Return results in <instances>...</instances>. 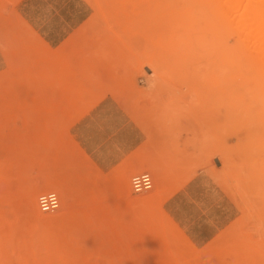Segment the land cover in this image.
<instances>
[{
    "label": "rangeland",
    "instance_id": "rangeland-1",
    "mask_svg": "<svg viewBox=\"0 0 264 264\" xmlns=\"http://www.w3.org/2000/svg\"><path fill=\"white\" fill-rule=\"evenodd\" d=\"M83 1L90 15L64 48L76 53L75 65L80 67L61 76L67 83L61 90L62 105L71 113L56 118L61 104L46 105L54 90H14L15 83L30 76L0 75V264H18L20 252L36 250H24L31 240L43 247L53 241V231L30 221L21 199L26 187L47 179L72 190L73 215L95 214L98 235L82 240L96 250L91 264H264V89L243 90L239 126L229 122L209 131L207 116L199 110H216L219 100L201 91L187 93L174 79L175 74L193 70L224 78L226 70L236 69L245 88L249 79L264 75V29L243 25L235 51L236 32L228 26L224 39L231 51L224 60L215 55L202 61L173 38L163 19L168 12H216V6L206 7L199 0H166L164 8L161 0ZM232 10L242 18L264 16V1L244 0ZM72 61L68 66H75ZM107 96L143 133L163 138H149L137 156L102 172L68 131L92 104ZM47 117L53 118L49 130L44 129ZM152 148L179 152V172L142 158V152L145 156ZM142 172L150 174L153 187L136 194L131 177ZM195 177L207 179L209 190L184 206L181 213L192 218L180 221L186 226L194 223L186 231L163 204ZM103 179L110 185L103 186V181L95 191L94 206H83V198L91 194L87 184ZM158 181H173L174 186L156 187ZM49 191L55 190L38 195ZM198 206H203L201 211ZM194 236L211 238L195 243Z\"/></svg>",
    "mask_w": 264,
    "mask_h": 264
},
{
    "label": "crops",
    "instance_id": "crops-1",
    "mask_svg": "<svg viewBox=\"0 0 264 264\" xmlns=\"http://www.w3.org/2000/svg\"><path fill=\"white\" fill-rule=\"evenodd\" d=\"M89 15L90 9L83 0H0V75L30 76L20 81L19 86L15 83L14 90H54L56 94L49 99L50 104L54 100L57 103L63 100L61 90L67 83L61 76L69 69L73 73L80 69L75 65L78 58L76 53L64 48L70 34ZM71 60L75 65L73 67L68 66ZM89 73L99 71L89 70ZM68 132L73 142L102 172L111 171L137 156L149 138H163L158 134L150 137L143 133L111 96L100 98L92 104L72 123ZM168 151L152 148L145 156L142 152L141 156L152 165L179 172V152H175L174 148L172 152L171 148ZM200 177L191 179L169 194L163 204L168 216L179 220V225L184 224L186 231L194 223L186 226L180 221L192 218L181 213L183 208L194 204L196 196L208 194L207 179ZM159 186L165 189L174 184L173 181L160 182ZM210 195H214L213 191ZM202 207L198 206L200 211ZM211 225L215 227L213 223ZM209 238L194 236L191 241L203 243Z\"/></svg>",
    "mask_w": 264,
    "mask_h": 264
},
{
    "label": "bare ground",
    "instance_id": "bare-ground-1",
    "mask_svg": "<svg viewBox=\"0 0 264 264\" xmlns=\"http://www.w3.org/2000/svg\"><path fill=\"white\" fill-rule=\"evenodd\" d=\"M196 0H186V4ZM203 1L204 5L216 6V12H202L198 14H189L185 12H168L164 16L163 24L169 33L177 40L178 43L185 45L186 49L193 56L198 57L202 61H209L215 55L223 57L227 56L230 47L225 41L227 27L230 26L231 30L235 31V51H237L238 43L241 39L239 29L243 25H252L256 28L264 29V16L251 15L247 18L238 16L233 12L232 7L237 6L244 0H199ZM253 3H260L264 0H247ZM166 0H161V5L164 8ZM216 13V14H214ZM217 29V31L215 30ZM259 40V39H258ZM264 41V34H262ZM67 48V47H66ZM236 53V52H235ZM261 55H264L260 52ZM200 61V62H202ZM175 80L180 89L184 88L187 93L205 92L211 94L219 100V108L201 109L199 112L205 117L209 124V131L214 129L219 130L229 122H233L239 126L241 122V115L243 113L242 93L243 90L256 91L264 89V75L257 74L255 77L246 82L245 88L242 84L243 75L238 70H226L224 78H217L210 74H205L199 70L186 71L175 74ZM120 97L119 95H117ZM62 97V96H61ZM61 104V105H60ZM50 107L60 105L56 111V118L66 116L71 113L70 109L62 105V100L57 103L55 100L51 104H46ZM74 106L77 104L73 103ZM49 112V111H46ZM51 114V112H49ZM50 117L46 118L44 122V129L49 130L52 124ZM71 126V125H70ZM29 148L30 146L26 144ZM142 172L134 176L142 175ZM151 180V188L147 191H140L139 193L131 187L136 194L148 192L153 187V179L148 174ZM105 179L99 182H89L87 186H91L90 191L92 196L87 195L83 198V206H94L93 200L95 191L99 188L100 184ZM103 186H109L110 182L104 181ZM160 182H156L158 187ZM42 190H55L43 192L38 195ZM22 202L26 208V214L30 221L38 225L40 228H48L53 231V241L46 245L41 246L40 242L31 240L29 244H24V250L27 248H35L36 250L22 253L17 256L18 264H91L89 258L93 256L96 250L93 247L84 245L83 239L96 238L98 235V224L96 223L95 214L88 211L82 212L80 215H73L72 209L74 207L72 190L67 188L60 182L47 179L46 182L40 184H30L22 191ZM46 209V210H45ZM58 211L57 215L44 216L42 214H53ZM102 254L105 255L103 251Z\"/></svg>",
    "mask_w": 264,
    "mask_h": 264
},
{
    "label": "built area",
    "instance_id": "built-area-1",
    "mask_svg": "<svg viewBox=\"0 0 264 264\" xmlns=\"http://www.w3.org/2000/svg\"><path fill=\"white\" fill-rule=\"evenodd\" d=\"M145 177H147V181L145 180ZM134 181H135V185H138L139 186V191H137L138 193L140 191H147L151 188V180H150V177L148 176V174L146 173H143L142 175H139V176H134L131 180L132 182V187L134 188ZM46 210V209H45Z\"/></svg>",
    "mask_w": 264,
    "mask_h": 264
},
{
    "label": "clouds",
    "instance_id": "clouds-1",
    "mask_svg": "<svg viewBox=\"0 0 264 264\" xmlns=\"http://www.w3.org/2000/svg\"><path fill=\"white\" fill-rule=\"evenodd\" d=\"M147 177H145V180L147 181ZM134 189L136 190V191H139L140 189H139V186L138 185H135V181H134Z\"/></svg>",
    "mask_w": 264,
    "mask_h": 264
}]
</instances>
